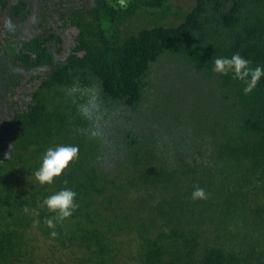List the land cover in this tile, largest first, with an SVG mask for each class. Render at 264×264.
<instances>
[{
    "label": "trees",
    "instance_id": "trees-1",
    "mask_svg": "<svg viewBox=\"0 0 264 264\" xmlns=\"http://www.w3.org/2000/svg\"><path fill=\"white\" fill-rule=\"evenodd\" d=\"M189 1L0 0V57L7 25L36 15L43 31L7 57L20 74L0 93V111L18 95L9 147L0 134V264L30 258L32 228L85 249L77 264L131 262L124 236L138 264H264V77L245 93L212 71L237 52L264 66V0ZM69 28L59 57L56 30ZM61 144L78 145V158L40 185L43 154ZM195 186L207 199H191ZM63 188L78 207L52 237L55 213L41 202Z\"/></svg>",
    "mask_w": 264,
    "mask_h": 264
},
{
    "label": "rangeland",
    "instance_id": "rangeland-1",
    "mask_svg": "<svg viewBox=\"0 0 264 264\" xmlns=\"http://www.w3.org/2000/svg\"><path fill=\"white\" fill-rule=\"evenodd\" d=\"M50 2V5H54L56 3H61L65 2V4H70L71 6L73 5L72 0H47V2ZM126 1V0H124ZM171 4L173 5L174 8L180 7L183 10H188L192 4L191 1L189 0H170ZM76 2V5H89L91 4V0H74ZM177 20L173 17L170 16L165 23H176ZM39 23V17L37 18L36 15L32 16L29 18L28 21L22 23L21 25H15V24H10L7 25V28L4 32V37L6 38V41L3 45V54H1V60H0V93L4 92V83L6 79H13L15 77L19 76V71L16 72V70H13L9 65L7 57L13 56L15 53L18 52L20 49L22 43L35 38L36 36H39L43 31L38 25ZM51 23V22H50ZM135 25H132L128 27V29H132ZM137 26V23H136ZM52 27H55L56 25L53 24ZM54 29V30H55ZM56 32L60 35L61 42L60 44H57V54L59 57L64 55L65 50L67 46L71 43L72 37L75 34V31L71 28L67 30H56ZM4 59V60H2ZM163 63H166L165 60H163ZM166 65V64H164ZM1 66H4V69L1 68ZM7 68V69H5ZM44 69H36L35 71H30V73L26 74L27 76H33V75H38V74H43ZM2 77H6L3 78ZM38 80H34L33 82L30 83H23L24 84V92L29 93L30 90H32L31 86L32 84L36 83ZM7 83V82H6ZM5 83V84H6ZM18 98V95H12L8 105L11 104V108L6 107L5 103H3V110L0 111V134H2L3 142L4 144L9 147V142H8V136L9 132L6 130V127L8 125L7 122L11 119V116L13 114V111H16V108L18 106L13 104V101H16ZM23 100L25 102L29 101V95L25 96V94L22 96ZM3 102H6L5 99L2 100ZM7 110H6V108ZM5 150V149H4ZM7 154H2L0 156V162L4 161L6 159ZM16 173V171H14ZM17 176L12 177L11 180H15ZM2 185V179L0 178V186ZM1 191V189H0ZM261 203H264V196L261 199ZM26 239L27 240H35L33 241L35 245L33 249V253L31 254L30 258L29 256L25 257L27 260H23V264H77L79 259H82L84 256H86V251L83 248H78V246L73 245L71 243H67L65 247L59 246L55 241H44L42 240V236L40 235V232L37 231L36 228H32L31 230H28L26 232ZM132 237H127L124 236L121 238L122 243L120 247H122V250L124 251L125 249V255L127 257H131L135 252V248H133V242L131 241ZM120 241V238H119ZM130 244V245H128ZM55 245V246H53ZM32 245V242L29 244V248ZM52 248L54 252H51L49 250ZM121 250V252H122ZM34 255V258H33ZM128 260H131V262H126L124 264H138L136 259L134 258H127ZM121 262L124 261L123 258L119 259ZM115 263V264H122V263Z\"/></svg>",
    "mask_w": 264,
    "mask_h": 264
},
{
    "label": "clouds",
    "instance_id": "clouds-1",
    "mask_svg": "<svg viewBox=\"0 0 264 264\" xmlns=\"http://www.w3.org/2000/svg\"><path fill=\"white\" fill-rule=\"evenodd\" d=\"M251 62L241 56L238 52L231 57H217L214 60L212 71L216 74L227 76L243 82L244 92H251L255 85L264 77V66L250 67ZM7 154V153H6ZM79 146L72 144H61L49 147L42 156L39 168L34 172V178L40 185L52 184L54 179L59 177L69 164L78 158ZM6 158L7 155H6ZM77 193L70 188H63L47 197L41 202V207L47 208L55 213L45 223L52 237L57 235L54 230L58 222L72 216L78 204L75 202ZM208 194L204 188L195 186L191 193V199H207Z\"/></svg>",
    "mask_w": 264,
    "mask_h": 264
}]
</instances>
